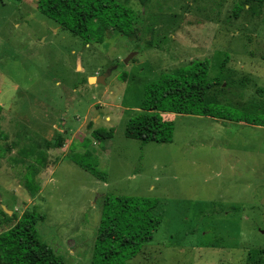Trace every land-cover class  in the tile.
<instances>
[{
    "label": "rangeland",
    "instance_id": "1",
    "mask_svg": "<svg viewBox=\"0 0 264 264\" xmlns=\"http://www.w3.org/2000/svg\"><path fill=\"white\" fill-rule=\"evenodd\" d=\"M119 1L143 15L133 36L0 0V233L36 210L64 264H90L104 198L137 196L162 221L132 264H264V126L163 114L170 142L124 135L143 85L192 61L221 73L207 102L264 115V6Z\"/></svg>",
    "mask_w": 264,
    "mask_h": 264
},
{
    "label": "trees",
    "instance_id": "2",
    "mask_svg": "<svg viewBox=\"0 0 264 264\" xmlns=\"http://www.w3.org/2000/svg\"><path fill=\"white\" fill-rule=\"evenodd\" d=\"M238 1L243 5L264 6V0ZM70 6L93 19L95 24L125 36H133L143 20V15L119 0H37L38 11L59 26L64 25ZM218 84H222L221 73L209 78L206 61H192L172 73L161 74L158 79L143 85L141 112L127 121L125 137L142 143L170 142L173 122L163 120V114H189L264 126V115H246L207 102L206 93ZM1 111L0 106V121ZM60 144L59 141L57 146ZM79 165L95 177L103 176L95 167ZM156 206L155 199L107 195L90 264H132L130 260L152 241L153 233L160 227L162 219L154 212ZM44 218L32 210L16 218L12 226L0 233V264H64L63 258L43 242L38 233L36 223Z\"/></svg>",
    "mask_w": 264,
    "mask_h": 264
},
{
    "label": "water",
    "instance_id": "3",
    "mask_svg": "<svg viewBox=\"0 0 264 264\" xmlns=\"http://www.w3.org/2000/svg\"><path fill=\"white\" fill-rule=\"evenodd\" d=\"M127 61V59L125 60ZM108 73H105L101 76H97L95 78H89L88 81L89 82H93L94 84H101V83H104V79L106 78ZM92 79V80H91Z\"/></svg>",
    "mask_w": 264,
    "mask_h": 264
}]
</instances>
